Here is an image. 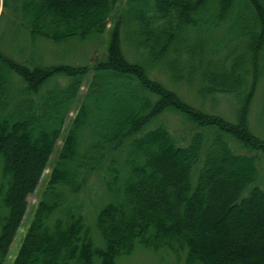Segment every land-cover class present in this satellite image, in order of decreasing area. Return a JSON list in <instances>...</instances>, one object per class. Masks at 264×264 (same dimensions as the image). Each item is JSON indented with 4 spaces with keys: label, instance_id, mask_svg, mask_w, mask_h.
<instances>
[{
    "label": "trees",
    "instance_id": "trees-1",
    "mask_svg": "<svg viewBox=\"0 0 264 264\" xmlns=\"http://www.w3.org/2000/svg\"><path fill=\"white\" fill-rule=\"evenodd\" d=\"M116 1L2 0L0 18L31 44L59 43L102 35ZM156 68L197 79L203 98L233 96L236 118L194 106ZM263 76L264 0H125L92 63L30 66L0 48V264L73 107L12 264H117L137 246L264 264V137L249 124ZM166 111L193 126L187 137L155 123ZM92 175L102 191L88 214Z\"/></svg>",
    "mask_w": 264,
    "mask_h": 264
},
{
    "label": "rangeland",
    "instance_id": "rangeland-1",
    "mask_svg": "<svg viewBox=\"0 0 264 264\" xmlns=\"http://www.w3.org/2000/svg\"><path fill=\"white\" fill-rule=\"evenodd\" d=\"M124 1L125 0L116 1L113 15L107 24L106 31L102 35L92 36L85 39H68L59 43L49 40H37L35 43L31 44L25 33H18L16 30H5L7 29L5 28L7 17L4 16L3 18H0V48L16 59L26 60L30 66L34 64L56 63L78 65L92 63L95 60L98 61L99 59H103L104 55L107 53V44L110 41V36L120 15ZM2 11L8 13L3 6L2 0H0V13ZM216 36H221V32H218ZM122 46L125 53L130 55V51L124 40ZM216 55L217 53L215 50V53H212V56L215 57ZM152 75L164 82L170 88L176 90L185 100L194 106L200 107L214 114L217 113L229 120H234L236 118L238 101L233 96L218 94L203 98L200 93H198L199 82H197V79L192 80L194 81L192 84H188L187 81L175 82L170 78L167 70L161 68L152 70ZM89 77L90 76L84 80L81 86V92L85 91L88 80L90 79ZM58 81L63 84L65 80L60 78ZM75 113L76 109L73 107L65 121L62 137L65 135L69 122L74 117ZM161 121L169 128L172 134L178 138V140L187 137L188 131L193 128L191 124L186 123L183 117L175 111H166L161 118L155 121V123ZM249 124L255 133L264 137V76L260 78L254 94L253 102L249 111ZM62 137L57 140L55 151L51 154L48 166L44 170L35 191L28 196L27 211L9 247V252L4 264H12L19 250L21 238L33 218L36 203L46 187V181L49 177L56 150L61 146L63 140ZM259 175L261 177L262 187L264 188V159L260 164ZM101 186L99 177L92 175L88 184L90 191H87L84 196L85 202H87V207H84V211H87L88 214L92 213L96 204L95 196H93L92 192L102 191ZM84 191L85 189H82L83 194H77L79 200L83 199ZM183 257V253L176 256L164 248L153 251L144 246H137L129 255L121 256L118 259L117 264H184Z\"/></svg>",
    "mask_w": 264,
    "mask_h": 264
}]
</instances>
